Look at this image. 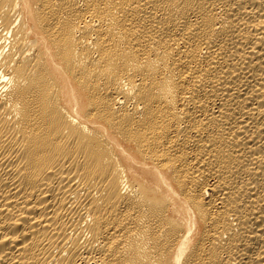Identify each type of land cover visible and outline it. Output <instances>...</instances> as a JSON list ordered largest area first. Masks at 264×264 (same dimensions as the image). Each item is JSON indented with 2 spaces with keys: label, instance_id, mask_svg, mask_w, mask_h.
<instances>
[{
  "label": "bare ground",
  "instance_id": "obj_1",
  "mask_svg": "<svg viewBox=\"0 0 264 264\" xmlns=\"http://www.w3.org/2000/svg\"><path fill=\"white\" fill-rule=\"evenodd\" d=\"M0 264H264V0H0Z\"/></svg>",
  "mask_w": 264,
  "mask_h": 264
}]
</instances>
